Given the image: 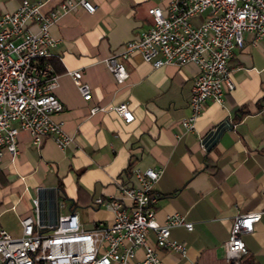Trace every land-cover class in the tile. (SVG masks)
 I'll use <instances>...</instances> for the list:
<instances>
[{
    "label": "crops",
    "instance_id": "obj_1",
    "mask_svg": "<svg viewBox=\"0 0 264 264\" xmlns=\"http://www.w3.org/2000/svg\"><path fill=\"white\" fill-rule=\"evenodd\" d=\"M21 1L0 0V14L14 11ZM29 1L47 13L64 0ZM91 2L94 13L77 5L50 26L57 40L49 59L57 79L54 92L63 104L54 119L72 140L59 148L45 138L38 148L27 130L19 131L17 153L5 152L0 163V230L21 237L20 221L32 213L34 198L48 222L74 211L87 230L111 223L113 213L94 206V199L118 197L119 184H129L133 168H161L154 185L156 219L161 223L179 214L193 224L191 231L171 228V238L185 244L186 256L163 249L162 264H264V41L252 42L244 34L243 49L229 62L235 88L222 103L208 101L186 131L180 122L190 113L194 64L153 68L135 53L125 63L129 76L122 85L105 65L112 52L148 28V10L160 0ZM76 70L89 87L88 100L69 75ZM121 105L131 121L115 110ZM222 123L226 128L207 149L203 138ZM59 189L66 201L56 210ZM249 212H261V218L252 232L241 234L247 252L228 262L225 242L234 217ZM150 237L153 241L152 232Z\"/></svg>",
    "mask_w": 264,
    "mask_h": 264
},
{
    "label": "built area",
    "instance_id": "obj_2",
    "mask_svg": "<svg viewBox=\"0 0 264 264\" xmlns=\"http://www.w3.org/2000/svg\"><path fill=\"white\" fill-rule=\"evenodd\" d=\"M77 5L88 13L96 10L91 0H64L44 13L41 4L22 0L14 11L0 14V163L5 152L17 153L20 130H27L38 148L45 138L59 148L72 140L54 119L63 104L54 92L57 79L49 59L57 40L50 26L60 13ZM148 12L152 17L148 28L112 52L105 65L116 84L122 85L129 76L125 63L135 53L153 68L194 64L198 72L191 88L190 113L180 122L191 131L208 101L222 103L235 88L229 62L235 51L243 49L244 34L252 42L264 41V0H160ZM69 75L83 99H90L82 72ZM115 110L126 122L132 120L125 106ZM161 173V168L131 169L129 184H119L118 197L94 199V206L113 213L112 222H98L88 230L74 211L45 221L40 200L34 198L32 213L20 221L21 237L0 230V264H162L159 251L163 249L185 257V244L171 238L170 231L176 226L191 231L193 224L179 214L161 223L156 219L159 196L154 185ZM54 206L63 209L65 202L56 197ZM260 218L261 212L234 217L225 242L228 262H237L247 252L241 234L252 232Z\"/></svg>",
    "mask_w": 264,
    "mask_h": 264
},
{
    "label": "water",
    "instance_id": "obj_3",
    "mask_svg": "<svg viewBox=\"0 0 264 264\" xmlns=\"http://www.w3.org/2000/svg\"><path fill=\"white\" fill-rule=\"evenodd\" d=\"M226 124L222 123L215 128V130L210 131L202 140L204 147L210 148L218 139L221 132L226 128Z\"/></svg>",
    "mask_w": 264,
    "mask_h": 264
},
{
    "label": "trees",
    "instance_id": "obj_4",
    "mask_svg": "<svg viewBox=\"0 0 264 264\" xmlns=\"http://www.w3.org/2000/svg\"><path fill=\"white\" fill-rule=\"evenodd\" d=\"M244 113H245V112H243V114H244ZM57 197H58L59 199H62L63 201H66L65 196H64V194L62 193L61 189L58 190V192H57Z\"/></svg>",
    "mask_w": 264,
    "mask_h": 264
}]
</instances>
